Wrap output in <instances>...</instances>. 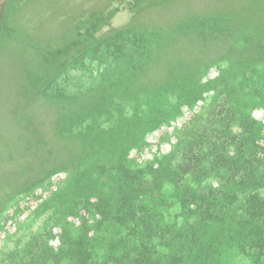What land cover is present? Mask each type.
I'll return each instance as SVG.
<instances>
[{
    "label": "rangeland",
    "instance_id": "obj_1",
    "mask_svg": "<svg viewBox=\"0 0 264 264\" xmlns=\"http://www.w3.org/2000/svg\"><path fill=\"white\" fill-rule=\"evenodd\" d=\"M216 2L0 0V163L34 168L42 161L41 138L49 149L71 154L67 172L21 175L29 184L23 192L8 195L5 187L17 175L8 180L0 172V264L30 258L50 264L65 241L61 229L78 225L72 213L84 212L91 226L101 213L115 219L124 199L117 189L121 169H141L146 189L131 193L133 210L148 214L133 218L129 229L153 216L154 234L170 227L171 242L179 244L181 227L215 226L208 264H264V250L258 259L257 248L228 238L239 227L235 221L248 218L246 198L264 201V22L249 29H237L241 20L214 22L213 12L221 10H212ZM91 12L98 19L86 23L91 29L76 37L66 58L52 56L54 44L66 42L62 30ZM214 23H221L218 31ZM169 42L183 52L199 45L219 57L200 68L184 63L179 85L160 67ZM232 51L237 58L245 52L248 63L233 67ZM25 65L47 66L43 80L26 90ZM189 165L197 167L180 176ZM190 187L214 204L211 212L196 203L197 213L187 216L180 203ZM259 213L264 230V207ZM143 238L134 236V246L146 244Z\"/></svg>",
    "mask_w": 264,
    "mask_h": 264
},
{
    "label": "trees",
    "instance_id": "obj_2",
    "mask_svg": "<svg viewBox=\"0 0 264 264\" xmlns=\"http://www.w3.org/2000/svg\"><path fill=\"white\" fill-rule=\"evenodd\" d=\"M159 1L165 2L166 0ZM187 3L189 2H185L184 4ZM203 4L204 3H201L200 5ZM215 9L221 10L213 12V15L216 19L213 20L214 22L222 20L223 17L226 19H231L232 21H243L242 25L244 26H237V29H249L251 26H255L264 22V0H236L234 2H219L218 0V2L213 4L212 10ZM79 16L80 15H76L75 17ZM82 17H86V15H83ZM82 17L74 19V23L72 24L71 28H68L64 31L62 30V39L66 41V44L67 41L69 42L66 45L63 40H60L63 41L60 47L57 46V44H54L58 49H55L54 52H52V56L55 55L54 57L57 56V58L58 56L61 58H66V54H64L65 51L77 45L75 40L76 37H81L89 29H91L90 27L92 25H87L86 23L89 21L90 24H93V22L98 19L96 12H91L87 20H82ZM219 24L221 23L212 24L213 27L216 28V31H218L217 26ZM216 34L220 33L218 32ZM52 43L53 42H51V44ZM169 45L170 46H167L168 51H163L161 53L162 64L160 67L164 65V69L166 70L164 74L166 77L170 80H174L173 82L179 83V85H183L182 81L184 78L182 73L184 71H182V66H187L184 63H187L190 66L197 65L199 66L198 68H200L202 66L208 65L212 61H215L214 58L218 59L219 57L217 56L218 53L211 55L207 49L199 45H196V50L192 49L189 52H183L185 47L183 48L181 45L171 44L170 42ZM25 51L26 53L30 52L29 48ZM233 51L232 54L234 56L228 55V59H230L233 67L237 64L243 66L248 63L246 61L249 60H247L246 56L244 57L245 52L242 51V58H237L236 53ZM215 56H217V58ZM44 61L46 62V59ZM45 67L47 66L41 65L39 68H35L25 65L24 76L26 81L23 85L24 90H26L25 86L29 87L30 85H33V87H36L40 81L43 80V69H45ZM27 94L28 92H25L21 95L25 96ZM26 130L27 129H25L24 132ZM9 138H12L10 134L8 136V139ZM49 147L50 146H48L46 142H43V138H41V147L39 148L40 154H37V156H40L42 161H39L38 164H35L34 168H32V166L29 164L23 168L20 166L17 167L18 162L16 160L15 166H7L6 163L5 165L0 163V172H2L1 175L7 177L8 180L13 179L12 176H15V174L17 175L15 178L16 181L5 187V192H7L8 195L11 193L23 192L25 189H27L29 184L23 182L24 179L20 181L21 175L39 173L41 176L45 177L48 175V173H50V175L63 173L70 169V163H68L67 159H70L71 154H69L66 149L63 151H54L53 149H49ZM70 149L71 148H69V150ZM49 152L50 154H48ZM188 153L193 155L192 150H189ZM43 156H48L49 159L44 161ZM0 157L4 159L5 155H0ZM11 157L14 158L15 156L12 155ZM29 157L33 158V155H30ZM196 167L197 166L193 165L183 166L180 168L179 172L181 175H179L183 176L186 173L188 174ZM21 170L22 172H20ZM121 170L124 181H120V185H117V189H119L120 193L124 195V199L121 206L117 208V219L109 217L112 215L111 212H105L104 214L101 213L100 215L103 216V219L99 222L95 221L91 226L89 223L90 220L87 218L83 219L84 212H82L83 214L72 213L71 218L76 223H78V225H64V228L61 229V238H63L65 241L62 243L63 247L57 248V252L54 254V260L50 264H61L64 260L66 261V264H208L210 259L211 260L209 263L214 261L212 260L213 253L212 250L210 251L211 248L209 243L213 237V234L217 232V227L215 226L212 229L209 228L211 230L203 231L202 229L200 230V228L195 226L191 227L187 224V226L185 225L179 229V244H174L171 242L170 227H168V230H164L163 235L161 236L154 234L156 225L155 219L152 215L151 218L148 220L146 219V222L144 221L142 228L135 227L134 229L132 228V230L129 229L133 218H135L136 222L138 217L145 218L144 215L148 214V212L142 213L138 210H133L134 205L132 206L130 203L131 193L136 187L138 193H145L146 189L145 187H142L144 181L141 179L143 177V171H140L141 169L134 171L133 173H130L129 169ZM31 185L32 184H30V186ZM82 198L83 197L80 196V199ZM225 201H229V198H227ZM196 203H202L201 207H204V209L209 212H211L214 207V204L211 202H206L203 199H199L190 187L187 189V193L180 203L181 206H184V208L187 207L189 209L187 216L197 213L196 210L191 209V207H197ZM230 203L231 201L226 202V206H229ZM246 205L250 212L247 214L248 218L243 222L241 220L235 221L236 223H239L237 225L239 227L237 230H235V234H230L228 238L230 240L235 238L238 241H242L244 243L246 242L247 246L257 248L259 252L256 253V256H258L259 259L262 256L261 251L264 250V230L258 226V223L262 219L259 209L264 207V201L258 196L252 198L249 197L246 198ZM92 213L94 212H91L90 210L89 215L91 216ZM97 214H99V212H97ZM218 223L225 225V220L220 219ZM217 225L218 224H216V226ZM246 225L248 227H246ZM124 232L127 234L123 235ZM139 232L144 234L143 239H147V243L141 246H134V236L137 237ZM155 237H160V240L166 241V244L161 243L159 245H154L153 241L151 240ZM215 245H217V243H215ZM215 249V253L218 254L219 248L217 247ZM33 261L34 260L30 258L26 260L24 264H33ZM36 264L49 263L42 259L40 261H36Z\"/></svg>",
    "mask_w": 264,
    "mask_h": 264
}]
</instances>
